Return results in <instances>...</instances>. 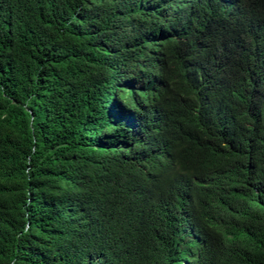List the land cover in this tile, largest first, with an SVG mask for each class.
I'll list each match as a JSON object with an SVG mask.
<instances>
[{"label": "trees", "instance_id": "1", "mask_svg": "<svg viewBox=\"0 0 264 264\" xmlns=\"http://www.w3.org/2000/svg\"><path fill=\"white\" fill-rule=\"evenodd\" d=\"M0 264H264V0H0Z\"/></svg>", "mask_w": 264, "mask_h": 264}]
</instances>
